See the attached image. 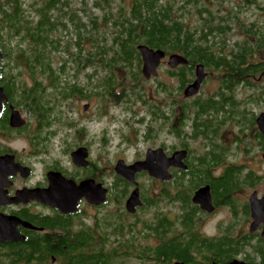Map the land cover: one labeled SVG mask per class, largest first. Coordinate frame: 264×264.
<instances>
[{
    "label": "flooded vegetation",
    "instance_id": "obj_1",
    "mask_svg": "<svg viewBox=\"0 0 264 264\" xmlns=\"http://www.w3.org/2000/svg\"><path fill=\"white\" fill-rule=\"evenodd\" d=\"M0 50L3 54L1 47ZM15 65V61L0 57V86L7 95L0 108V214L16 217L32 228L17 227L24 237L22 242L0 241V264L2 254L15 260L18 247H24L29 264H117L119 260L137 264H264V133L258 122L264 116V58L254 57L249 64L250 74L239 84L234 82L228 87L219 82L214 91H204L206 83L216 82L214 77L224 69L211 70L204 63L186 65L190 81L181 90L183 96L196 78L197 65H204L208 76L196 96L184 97L186 101L181 103L175 101L178 111H172V128L166 140L153 149H163L168 157L186 150L187 169L171 167L172 179L168 181L152 179L147 172L138 173V186L119 177L113 164L107 169L99 167L86 143L61 144L57 151L66 161L61 156L54 157L50 144L58 134L53 133V128L41 126L38 117L1 84L6 73H13L11 78L16 76ZM181 66L185 65L171 70L172 79L177 80ZM205 102H210L211 114L202 120L210 123L196 124V109ZM184 103L189 119L183 121L180 106ZM18 115L25 121L21 127L13 126V117ZM187 120L191 123L184 125ZM178 129H183L180 138ZM184 137L186 141H197V148L189 144L179 147L170 141ZM18 142L24 145L20 148ZM80 148L88 150L87 166L73 162L72 153ZM146 152L132 161L117 156V162L123 160L131 165L143 161ZM203 160L206 162L201 165ZM202 175L203 181L195 180ZM147 176L158 185L155 191L140 182ZM117 177L123 187L117 186ZM182 180L194 182L188 192L189 212L183 211L178 197L182 189L177 186ZM88 181L94 192H105L101 205L84 196L77 201L74 213L65 214L48 202L49 191L62 196L65 185L72 190ZM207 186L212 212L193 203L196 192ZM136 189L141 205L130 213L127 203ZM163 203L165 208L179 203L177 214L165 211ZM152 208L155 212L150 214ZM217 218L214 231L208 232V224ZM177 238L185 241L182 248L189 247L181 258L177 251L158 252ZM12 247L14 251L8 250Z\"/></svg>",
    "mask_w": 264,
    "mask_h": 264
},
{
    "label": "trees",
    "instance_id": "obj_2",
    "mask_svg": "<svg viewBox=\"0 0 264 264\" xmlns=\"http://www.w3.org/2000/svg\"><path fill=\"white\" fill-rule=\"evenodd\" d=\"M76 1L0 0V47L4 58L15 61L18 70L14 78L10 76L13 73H6L1 84L7 93L16 94L46 128L72 126L63 108L75 97L90 99L94 95L126 105L130 102L127 91L133 92L138 86L146 89L142 86V59L138 51L141 44L164 50L168 56L180 54L192 66L204 63L211 70L222 68L224 71H219L221 74L214 78L218 85L220 82L228 87L234 82L239 84L246 74H250L249 64L256 55L259 59L264 58V24H246L241 17L243 6L258 5V0H80L75 7ZM260 10L264 12V7ZM238 30L243 34V40L229 44ZM90 69L94 73L87 75L86 85L81 84L80 75ZM100 69L106 72L104 79L101 78L103 92L94 94L88 91V86L96 74H100ZM189 70L185 65L177 72L180 91L190 81ZM171 73L170 69V78ZM117 90L121 95L115 96ZM138 100H142L140 94ZM209 104L205 102L197 107L196 124L206 121L202 117L209 112ZM180 108L181 119H189L187 105L184 103ZM148 111L154 122L161 119L165 124L170 120L155 106L149 105ZM84 132V128L78 131L79 134ZM154 133L155 128L150 125L146 139L152 138ZM176 133L180 138L183 129ZM197 179L200 182L205 177L202 175ZM117 180V186L123 187V181L119 177ZM193 184V181L182 180L177 186L182 189L178 197L184 212L190 211L188 192L194 188ZM183 243L185 241L180 238L173 239L158 252L177 251L181 258L189 250L188 246L182 248ZM8 250L14 251V248ZM10 256L2 254L1 263H30L24 247H18L15 260Z\"/></svg>",
    "mask_w": 264,
    "mask_h": 264
},
{
    "label": "rangeland",
    "instance_id": "obj_3",
    "mask_svg": "<svg viewBox=\"0 0 264 264\" xmlns=\"http://www.w3.org/2000/svg\"><path fill=\"white\" fill-rule=\"evenodd\" d=\"M259 4L255 6H246L244 5L241 9V17L246 22L250 24L256 22L258 25L264 24V12L260 10L261 7H264V0H258ZM81 3L80 0H77L75 7ZM241 4V3H240ZM92 2H90V7H92ZM87 6V9L88 7ZM127 6V5H126ZM92 12L96 13L95 8H92ZM109 42L111 43L112 39L108 34ZM235 38L229 42L233 45L237 41L243 40V34L241 32H235ZM142 67V66H141ZM168 58L163 60L159 70L158 76L152 77L151 79H146L144 76V88L140 86L137 87L133 92L127 91L130 94L126 96L130 102L126 105L123 102H117L116 100L104 97L91 96L90 99H80L74 98L67 102L64 109V112L67 116V120L72 122V126L55 125L53 126V132L57 133L58 136L55 138V141L50 144L54 157L61 156L57 151L61 144L71 145L78 143H86L91 146L92 159L96 162L99 167L107 169L112 164L115 167L117 163V156L126 159L127 161H132L140 158L145 154L147 149L158 147L166 139L165 136L171 130L172 122L169 120L167 123L162 124V120L153 121L152 115L149 113V105L157 107L159 110L165 112L166 115L171 117L173 109L177 106L174 105L175 101L181 103V101H186L181 91L179 90V83L176 79L169 78L168 71ZM17 76L18 70L15 68L13 70ZM94 70H88L82 72L80 75L79 82L83 85H86L85 79L88 74H93ZM100 74H96L92 82L89 83L88 91L96 94L102 93L103 88L101 86V78L106 74L104 69L99 70ZM122 76L123 74L120 73ZM26 76V75H25ZM121 76V77H122ZM164 85V86H162ZM99 86V88H98ZM101 86V87H100ZM130 88V87H129ZM217 89V83L215 81H210L206 83L204 91H214ZM163 90H167L163 92ZM87 93V91H86ZM139 94L141 95L142 100H138ZM116 96L121 95L120 91L115 92ZM100 96V95H99ZM121 99L120 97L118 98ZM146 101V102H144ZM88 105L89 108L87 111H84L83 107ZM107 112V114H105ZM190 113V111H189ZM211 112H206L205 115H209ZM203 115V114H202ZM144 122L141 123V121ZM140 122V123H139ZM189 124L191 122H188ZM210 121H205L204 124H208ZM152 125L155 128V133L150 139H146V130ZM85 129V133L80 134L78 131ZM226 129V128H225ZM188 130V129H187ZM173 144L177 146L184 142V145L189 144L190 147L197 148V141H186V137L183 139H178L177 141L173 138L170 139ZM24 144L18 142L17 146L22 147ZM74 146V145H73ZM183 146V145H182ZM73 148H71L72 150ZM63 161H66L64 156H61ZM144 188L156 190L158 185L154 183L148 176L147 178L140 179ZM162 208L166 211L169 210L173 214H177L179 203L169 205L165 208V203H163ZM180 208V207H179ZM155 210L152 208L150 214H153ZM147 212V216L149 215ZM219 218L211 221L208 226V232H213L215 227V222ZM148 222V221H147ZM150 223V222H148ZM147 223V224H148ZM154 244V241L151 242ZM117 264H137L138 262H133L131 260H119L116 261ZM144 264H148L147 261Z\"/></svg>",
    "mask_w": 264,
    "mask_h": 264
},
{
    "label": "water",
    "instance_id": "obj_4",
    "mask_svg": "<svg viewBox=\"0 0 264 264\" xmlns=\"http://www.w3.org/2000/svg\"><path fill=\"white\" fill-rule=\"evenodd\" d=\"M138 51L142 59V74L146 79H151L152 77L158 76V69L161 66L163 60L168 58V67L173 70L180 65H187L188 60H186L180 54L167 55L166 51L161 49H152L147 45L141 44L138 46ZM0 57H3V54L0 50ZM208 74L205 72L204 65H197L196 67V78L193 83L188 85L184 90V97L190 98L196 96L207 78ZM7 100V95L5 94L4 89L0 86V108L2 107V102ZM89 108L88 105L83 107L84 111H87ZM264 116H261L259 119V124L262 132L264 133ZM25 124V121L17 117H13V126L21 127ZM88 157V150L86 148H80L72 153L73 162L77 166H87L88 162L86 161ZM187 157V151H177L173 156L168 157L163 149H148L146 152L145 160L135 162L131 165H128L125 161L120 160L115 166V172L119 177L129 182L134 186H138L137 174L141 172H147L150 178L168 181L172 179V175L169 173L171 167L179 168L186 170L187 166L184 163V160ZM92 182H83L79 187L69 190L65 185L61 193L58 195L54 191H49L47 193L48 202L51 203V206L60 209L63 213L69 214L76 211L77 201L81 197H88L89 200L96 205H101L105 201V192L98 191L94 192L91 190ZM101 187V186H98ZM193 203L201 207L203 211L212 212L213 205L211 202V193L210 187L200 188L194 198ZM141 205L139 200V189H136L130 196V199L127 203V210L130 213H134L137 206ZM19 225L32 228V226L16 217H8L0 214V241L1 242H22L24 237H22L17 227Z\"/></svg>",
    "mask_w": 264,
    "mask_h": 264
}]
</instances>
